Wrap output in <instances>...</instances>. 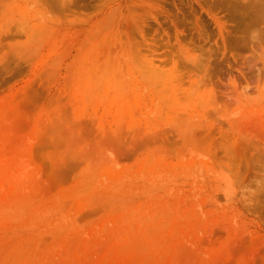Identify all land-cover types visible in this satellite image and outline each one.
<instances>
[{
	"label": "rangeland",
	"instance_id": "374dc122",
	"mask_svg": "<svg viewBox=\"0 0 264 264\" xmlns=\"http://www.w3.org/2000/svg\"><path fill=\"white\" fill-rule=\"evenodd\" d=\"M0 264H264V0H0Z\"/></svg>",
	"mask_w": 264,
	"mask_h": 264
}]
</instances>
